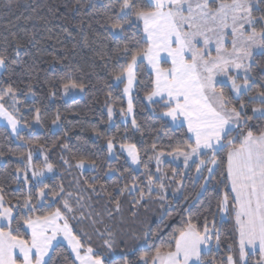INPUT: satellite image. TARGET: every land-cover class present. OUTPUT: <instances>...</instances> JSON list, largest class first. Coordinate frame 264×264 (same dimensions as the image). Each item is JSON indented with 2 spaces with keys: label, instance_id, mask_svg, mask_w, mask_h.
Listing matches in <instances>:
<instances>
[{
  "label": "snow or ice",
  "instance_id": "1",
  "mask_svg": "<svg viewBox=\"0 0 264 264\" xmlns=\"http://www.w3.org/2000/svg\"><path fill=\"white\" fill-rule=\"evenodd\" d=\"M110 7L113 14L107 16V23L114 35L123 34L126 26H138L140 22L143 25V44L139 41L132 47L124 44L118 51V55L123 54L124 63L119 65L118 72L112 73L117 84H125L127 113L133 112L132 92L138 83L137 71L146 61L150 70L149 89L145 93L147 101L159 105L162 117L169 118L173 125H186V131L191 134L187 141L170 145L169 154L183 157L185 167L196 158L195 171L203 180V191H207L205 185L214 182L227 189L217 195L215 207L220 214L234 216L236 233L235 248L230 244V254L217 261L206 251L214 239L217 245L220 242L221 233L215 221L210 222L205 217L202 223L199 220L193 222L192 216L188 215L181 218L180 226L173 229L167 240L158 237L159 227L146 231L142 237L144 247L151 242L154 248L143 251L137 261L122 254L112 264H246L249 255L257 253L260 259L256 264H264V78L258 82L252 75L256 63L253 49L264 55V0H115ZM14 42V52L19 56L25 45L15 39V35ZM16 63L10 59L7 49L0 51V70H7L9 64ZM218 77L226 80H218ZM226 81H230L231 95L220 86ZM28 87L31 91V85ZM84 87L71 77L63 84L65 93ZM20 92L21 89L12 83L5 86L0 79V117L7 121L18 139H23L20 131L22 119L26 118L17 117ZM249 106H252L251 115L248 114ZM33 111L35 120L40 122V109ZM120 111L125 112L123 108ZM112 114L113 109L109 107V119ZM59 119L57 112L56 120ZM254 119L262 123L253 125L250 122ZM131 124L139 129L134 117ZM96 135L102 134L97 132ZM114 140L115 137L107 139L110 154L115 147ZM63 147L67 149L68 145ZM120 147L127 151L133 164L141 163L136 144H121ZM156 147L152 143L151 148L155 150ZM3 155L0 152V156ZM163 155L161 151L154 157L157 172H161L159 164ZM73 160L74 165L69 160H63V163L80 170L96 167V162L86 156H73ZM27 161L31 166V151L27 153ZM53 167L46 160L44 168L32 172L37 178L35 197L29 189L22 200L17 197L13 204L11 200L6 201L4 188L0 187V264H55L54 257L59 254L57 248L61 240L66 241L74 253L72 264L76 261L79 264H106V254L95 252L86 243L92 237L82 230L75 232L69 223L70 216L76 218L77 208L85 207V194L91 199L92 195L99 196L105 191L116 212L121 211L118 197L125 191L138 192V197L133 198V207L146 196L152 197L154 188L159 189L161 200L165 198L163 177L167 173L155 176L147 165H144L148 175L144 186L146 193L140 185L133 183L115 189V195L106 192L105 185L98 188L87 179L83 186L77 181L75 191H67L62 183L49 185L39 179L45 170L52 172ZM16 171L24 170L18 168ZM218 173L222 176L220 181H216ZM24 180L28 182L26 171ZM49 197H52L51 203H48ZM45 207L47 211L43 210ZM108 215L111 217L113 213L109 211ZM132 215L136 216V211ZM80 218L84 219L83 212ZM98 222L92 221L93 224ZM108 235L112 236V233L108 232ZM104 244L108 251L115 250V241L105 240ZM233 252L235 256L231 254Z\"/></svg>",
  "mask_w": 264,
  "mask_h": 264
},
{
  "label": "trees",
  "instance_id": "2",
  "mask_svg": "<svg viewBox=\"0 0 264 264\" xmlns=\"http://www.w3.org/2000/svg\"><path fill=\"white\" fill-rule=\"evenodd\" d=\"M113 3L115 0H80L79 4L76 0H0V51L7 49L10 59L17 61L16 64H9L0 79L5 86L12 83L21 89L18 94L21 101L20 118H26L22 119L26 129L20 132L23 139L14 140L9 131L0 125V152L4 153L0 156V187L4 188L6 201L11 200L16 204V198L22 200L29 189L34 197L38 192L27 169L30 149L33 153L42 149L47 162L54 166L52 176L44 179V183H62L67 191H75L77 181L83 186L87 179L96 183L98 188L101 184L105 185L106 192L115 195V189L133 183L140 185L146 193L144 186L148 175L144 165L156 176L155 155L161 151L169 154L170 145L187 141L185 127H171L160 116L162 109L159 105H147L145 93L149 89L150 73L145 64L138 68V83L133 98L134 118L139 129L132 124H123L121 118L124 113L120 111L121 108L125 110L123 91L120 85H114L112 73L118 72L119 65L124 63L121 58L123 54L118 55L119 49L126 43L132 47L137 41L141 44L143 41L138 26H126L120 36L113 34L107 23V16L113 14L110 7ZM14 35L25 45L20 49L19 56L14 52ZM254 59L256 63L252 75L260 82L264 78V55L257 54ZM69 77L85 85L82 98H62L63 84ZM222 87L231 95L228 87ZM29 94H32V99L28 98ZM109 107L113 109L112 126L108 116ZM251 107L248 109L249 115L252 114ZM34 108L41 111L40 133L30 132L35 119ZM57 112L60 114L59 120H56ZM54 121L60 125V129L52 132ZM250 123L259 125L262 122L254 119ZM97 132L102 135L98 137ZM111 137H115L116 150L121 144H136L141 155L140 171L134 172L121 154L109 161L107 139ZM25 141L31 143L26 144ZM152 143L157 145L155 150L151 148ZM64 144L68 145L67 149L63 147ZM73 156H86L96 162V167L93 171H87L63 163V160H69L74 165ZM196 163L187 169L172 164L163 167L160 176L167 173L163 177L166 185L163 200L159 198V189L154 188L152 197L146 196L144 201L133 207V198L138 197V192L125 191L118 197L121 211L116 212L105 191L99 196L92 195L91 199H87L85 194V207L77 208L74 214L76 218L70 216L69 223H72L75 232H87L92 239L86 243L95 252L106 254V264H112L122 254H126L129 260L137 261L143 251L152 250L154 245L150 242L145 248L142 239L149 229L159 227L158 237L167 240L173 229L180 226L182 217L191 215L193 222L199 220L201 223L207 217L210 222L215 221L221 233L219 245L214 243L208 254L220 261L230 254V244L235 248L234 216L228 213L220 221V213L215 207L216 197L227 189L214 182L205 185L207 191H203V180L195 171ZM44 165L45 162L38 157L32 162L35 171H40ZM18 168L27 172V183L24 171L18 173ZM173 175L176 176L175 180L172 179ZM221 179L218 173L216 181ZM51 202L52 197H49L48 203ZM37 207L40 208V205ZM43 210L48 209L45 207ZM109 211L113 213L111 217ZM133 211H136V216L132 215ZM81 212L84 219L80 218ZM93 220L100 222L93 224ZM105 240L115 241L114 251H108ZM59 245V254L54 257L55 264H72L74 259L69 249ZM231 254L236 255L235 252ZM259 259V254L249 256L247 264H256Z\"/></svg>",
  "mask_w": 264,
  "mask_h": 264
},
{
  "label": "rangeland",
  "instance_id": "3",
  "mask_svg": "<svg viewBox=\"0 0 264 264\" xmlns=\"http://www.w3.org/2000/svg\"><path fill=\"white\" fill-rule=\"evenodd\" d=\"M138 27L140 28V30H141V32H142V28H143L142 22H140V24L138 25ZM228 46L230 47V45H228ZM210 47H212V46H210ZM257 54H259V51H258L257 49H253V56H255V55H257ZM213 55H215V52H214V51H213ZM144 64H145V66H146V69H147L148 73H150V70H149V68L147 67L146 61H145ZM165 67H167V65H165ZM3 71H4V70H0V76L2 75ZM233 74H235V73H233ZM217 79H218V80H219V79H225V80H226V78H223V77H218ZM113 83H114V85H116V86L120 85V86L122 87V91H123V88L125 87V84H117L114 80H113ZM229 84H230V81H226L224 84H222V85H220V86H226V87H228V89L230 90V88H229ZM135 88H136V85L134 86V88H133V92H132V103H133V98H134ZM230 92H231V91H230ZM61 93H62V98H63L64 100H70V99L82 98L83 95H84V89H83V90H80V89H78V88H77V89H69V90L67 91V93H65L64 88H63ZM231 94H232V93H231ZM123 97H124V101H125V112H124V114L122 115L121 120H122L123 124L128 125V124H131V120H132V118L134 117V107H133V112H132L131 114L127 113V102H128V97H127V95H125L124 93H123ZM28 98H29V99H32V94H29ZM145 100H146V103H147L148 106H151V105L153 104V103H149V102L147 101L146 98H145ZM18 107H19V105H18ZM10 110H11V109H10ZM21 115H22V114H21V112H20V113L17 114V117L20 118ZM160 116L162 117L161 114H160ZM162 118H163L164 120H166L167 123H168L171 127H173V128H179V127L173 125L169 118H167V117H162ZM109 121H110V125L112 126L113 123H114V121H113V114H112V116H111V119H109ZM0 125L3 126V127H5V128L9 131L10 135L12 136V138H13L14 140H17V135H16L15 133L12 132V129H11L10 125H8L7 121H6L3 117H0ZM184 127L186 128V125H185ZM25 129H26V126H25V124L22 123L21 131H23V130H25ZM59 129H60V125H59L58 123H54V124L52 125V127H51V131H52V132H55V131H57V130H59ZM21 131H20V132H21ZM30 132H31V133H40V132H42V128H41L39 122H37L35 119H34V121H33L32 124H31ZM187 134H188V137L191 135V134L188 133V132H187ZM29 151L32 152V161H31V166H29V164H27V169H28V173H29L30 176H31V179H32V181H33V184L36 185V183H37V178L32 176V172L35 171V170H33L32 162L34 161L35 157H38V158L42 159L44 162H46V155H45V153H44V151H43L42 149L37 150L36 153H33V150H32V149H30ZM118 154H121V155L124 156V158L126 159L127 164L130 166V168H131L134 172H138V171H140V167H141L140 164H139V165H137V164H133V163L131 162V159L128 157L127 151H126L125 149H122V148L120 147V145H118V149H117V150L114 148V149H113V152H112L111 154L107 151V157H108L109 161H112V160L116 159ZM160 160H161V163L159 164V168H160L161 171H162L163 167H164L166 164H172V165H176V166H181V167H183L184 169H187V168H189V167L194 163V161H196V158L194 157L193 160H190V161L188 162V166H187V167H185V165H184V158H183V157H178V158H176V157H174V155H170V154H168V153H164V155L160 157ZM196 162H197V161H196ZM154 165H155V167H156V169H157V163H156L155 158H154ZM83 170L93 171L94 168L89 166V167H86V168L83 169ZM155 171H156V174H157L156 176L159 177L161 172H157V170H155ZM37 172H39V171H37ZM52 174H53V171H52V172H48V171L45 170V171H44V175H43V177H40L39 179H41V180L43 181L44 179H46V178L52 176ZM218 218H219V217H218ZM224 219H225V214H220V221H223ZM71 225H72V223H71ZM214 243H216L215 240H213V242L210 244V248H211V246H212ZM59 244H62V245H64V246H66V247L69 249V251H70V253H71L73 259L75 260L74 253L71 252V249L69 248L67 242L61 240V241H59ZM209 250H210V249H209ZM76 264H79V262L76 261Z\"/></svg>",
  "mask_w": 264,
  "mask_h": 264
},
{
  "label": "crops",
  "instance_id": "4",
  "mask_svg": "<svg viewBox=\"0 0 264 264\" xmlns=\"http://www.w3.org/2000/svg\"><path fill=\"white\" fill-rule=\"evenodd\" d=\"M225 216H226V214H225ZM234 223H235V219H234ZM209 249H210V245L208 246V249L206 251H209ZM249 256H252V255L250 254ZM246 264H247V262H246Z\"/></svg>",
  "mask_w": 264,
  "mask_h": 264
}]
</instances>
